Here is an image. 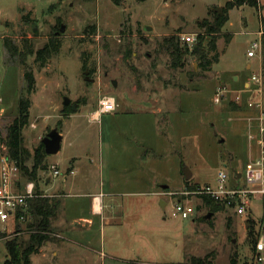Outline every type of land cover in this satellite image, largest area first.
<instances>
[{"label": "rangeland", "instance_id": "1", "mask_svg": "<svg viewBox=\"0 0 264 264\" xmlns=\"http://www.w3.org/2000/svg\"><path fill=\"white\" fill-rule=\"evenodd\" d=\"M227 2L0 0V157L7 155V128L18 116L20 99L28 97L31 108L24 147L33 154L55 128L63 136L59 154L46 160L58 165L60 176L48 187L42 183L48 193L55 191L53 185L66 192L62 216L94 218L92 202L98 195L105 215L112 217L103 238L98 224L94 233L86 232L84 237L66 231L69 241L48 243L31 257L32 264H191L193 258L206 257L213 264H233V259L247 264L251 259V233H257L264 215L259 196L247 217L225 209L207 219L211 211L203 199H187L182 193L190 190L189 185H215L220 170L231 174L244 169L249 160L245 101L250 94L243 93L242 82L235 85L238 79L233 81L232 74L241 73L242 80H248L252 73L247 65L257 74L263 70L259 51L253 59L247 55L259 40L262 14L251 7L233 13L226 28L233 39L225 51V37L218 40L221 59L210 72H204L191 55L176 68L164 49L166 38L205 35L200 25L212 21L211 12L221 9L215 6ZM62 26L65 31L60 33ZM7 38L20 50L28 41L34 54L57 38L59 52L44 68L35 55L28 56L26 69L6 51ZM26 70L36 79L31 95L24 80ZM86 71L93 82L85 81ZM224 86L231 93L215 104L216 91ZM238 93L244 101L242 106L236 104L235 111L233 98ZM105 96L115 99L117 110L94 119ZM66 97L71 99L68 107L63 105ZM155 98L169 102V111L158 115L161 134L151 115L158 106ZM75 104L77 112L71 109ZM187 169L192 173L188 185ZM47 174L42 173L43 180ZM180 201L193 210L190 218L172 217ZM141 209L149 210L148 219L161 222L151 223L148 232L138 237V221L144 218ZM246 220L252 225L249 231ZM29 224L28 219L16 223L14 217L5 223L0 220V264L7 259L6 240H29ZM75 226L86 231L84 221ZM62 245L63 250L54 255Z\"/></svg>", "mask_w": 264, "mask_h": 264}, {"label": "trees", "instance_id": "2", "mask_svg": "<svg viewBox=\"0 0 264 264\" xmlns=\"http://www.w3.org/2000/svg\"><path fill=\"white\" fill-rule=\"evenodd\" d=\"M244 6L255 8L257 12H260L259 0H231L227 2L223 8L222 14L213 13L212 21H204V23L200 25V27L205 30V35H198L197 41L193 47L183 44L180 38L176 36L164 39V49L171 57L172 65L176 68L182 67L184 64V58L191 55L197 58L199 61V67L204 72H210L212 67L219 63L220 60L217 43L218 40L224 36L222 28L229 20V12ZM225 39L227 44L231 41V37L229 35H225ZM56 41L57 38L51 39L42 49L38 50L36 54H34L31 50L28 41H24L22 50H20V48L8 38L4 39V44L6 51L11 58H19L21 64L28 69L25 60L28 56L33 55H35V61L39 64L40 68H44L52 56L59 52L60 45L58 44V41L57 43ZM24 80L27 84V93L31 95L36 88V79L33 72L26 70ZM233 107L235 111L239 108L234 102ZM30 108V99L23 96L20 99L18 116L7 128L5 145L8 150L7 156L19 167L22 179L24 181L35 182L38 197L28 200L26 213L19 211L17 215L16 223L19 222V217L22 215L26 216L27 219L30 220L29 229L32 233L30 234L29 240L25 242H19L16 239L6 240L8 255L4 264H32L31 257L38 254L40 250L54 238L52 235L53 231L51 225L57 216L60 206L58 199L45 197V194L40 191L39 186L42 181V173H47L50 166L46 162L48 155L45 152L43 143H41L33 154H31L30 151L24 147L23 131L29 124ZM30 160L31 164H29ZM189 183V181L186 182V185ZM195 187L196 186H188L190 190H194ZM203 201L214 215L227 209L225 203L217 202L212 198L203 197ZM251 237L253 242L252 244H254L256 242L257 233L254 234V231H252ZM236 262V259L232 260L233 264H236ZM191 264L213 263L212 261H209L208 257H206L204 259L193 258L191 260Z\"/></svg>", "mask_w": 264, "mask_h": 264}, {"label": "built area", "instance_id": "3", "mask_svg": "<svg viewBox=\"0 0 264 264\" xmlns=\"http://www.w3.org/2000/svg\"><path fill=\"white\" fill-rule=\"evenodd\" d=\"M197 35H182L183 44L193 47L197 41ZM262 50V44L255 41L248 52L249 58H254L257 51ZM249 93L245 101V107L249 113L248 141L250 143L249 160L244 169H234L231 174L222 169L217 174L215 185H197L194 190H186L182 196L209 197L217 202L225 203L227 209L234 211L235 215L247 217L252 201L259 196L262 199L264 209V76L263 73H253L248 87L243 93ZM231 91L226 87H219L214 98L215 104H221ZM242 93L233 98V102L242 106ZM117 102L113 97H103L99 100V110L94 114L98 119L101 114L113 113L117 110ZM1 185H0V220L7 222L11 217L17 221L18 212L26 213L28 200L35 199L37 187L35 182L24 181L19 167L7 155L2 156ZM54 177L60 176V170L56 165H50L48 173ZM240 176V178H238ZM23 184V191L14 190V185ZM47 197L46 195H44ZM192 209L187 208L182 201L174 206L172 217L188 219L192 216ZM264 213V211H263ZM26 216L19 217V221H25ZM246 222H249L246 220ZM245 224V223H244ZM256 242L252 246V257L247 264H264V215L259 222Z\"/></svg>", "mask_w": 264, "mask_h": 264}, {"label": "crops", "instance_id": "4", "mask_svg": "<svg viewBox=\"0 0 264 264\" xmlns=\"http://www.w3.org/2000/svg\"><path fill=\"white\" fill-rule=\"evenodd\" d=\"M229 1H231V0H228V2ZM225 5L220 4L219 6H215V7H221V9L223 11V8H224ZM259 6H260V9H259L260 12H258V13L260 15L262 14L261 15V17H262L261 19L262 20L260 22V29H259V31H257L256 34L259 36V40L258 41L261 42V44H262V50L259 51V53H260L261 67L263 68V49H264V16H263V14H264V0H259ZM247 7L248 6H244V7H241L239 9L231 10L229 12V20L224 25V27L222 28V33L224 35L223 39H224L225 35H229L231 37V41H232L233 35L231 33H229L228 30H226L227 25L231 22V16L233 15V13L235 11L245 12L244 10ZM213 13H215V12H211V14H213ZM242 33L245 34V35H251V32H247L246 30H243ZM231 41L228 44H226V47L224 48V51L230 45ZM225 42H226V39H225ZM219 45L220 44L217 43L218 51H219ZM248 52H249V50H248ZM220 59H221V57H220ZM250 59H253V58H250ZM213 70H214V68H213ZM247 70L251 71L252 74L256 73V72L253 71L252 65H247ZM261 73H263V70H261ZM242 78H244V75H241V73H240V75L238 73H233L232 74L233 81L235 79H238V81L235 83V85H239L240 82H242L241 86H243L244 89H245V88L248 87V84L251 81V79H250V76H248V80L247 79L246 80H242ZM154 100H155L154 102L158 106H156V108L152 109L151 115L155 117L156 130L158 131L159 134H161L160 133L161 126H160V121L158 120V115L163 113V112H166V111L168 112L169 111V106H168L169 102L167 100L160 101L158 98H155ZM1 160H2V156L0 157V162H1ZM1 166H2V163L0 164V185H1V168H2ZM56 166L58 167V165H56ZM58 169H59V167H58ZM70 172H71V174H74L75 173L74 168L71 167ZM50 175H52V178H51ZM57 178L58 177H54V175L51 172H49V174L46 175L45 180L42 179V181L40 183V186H39L40 187V191L43 192L48 198H56V199L60 198L61 199V200H59L60 206H59V210H58L57 216L55 217V219L52 222V227H53L52 235L54 236V238L49 243H55L57 241H60L59 243H65V241H69L67 236H66V231H70L73 237H75V236L84 237L86 232H87V234H92V233H94V230H95L94 228L97 226V224H98V228L100 229V236H101V238H103L105 236V226L112 224V217L105 215V212H104V209H103V201L100 199V197L98 195L93 197L91 214L93 215L94 218L81 217V218L75 219L73 216H70L69 218H66L67 216H64V215L62 216V209H61L62 208V202H63L62 200L64 199V197L67 196L66 192L64 190H62L61 188L53 185L54 187L52 186V188H54L55 191H53V193H48L42 187V185H43L42 183H45V185L47 186L48 184H51L52 179H57ZM161 188L163 190H167L169 187L167 189H165V188H163V186H161ZM50 189H51V187H50ZM14 190L15 191L16 190L23 191V184L22 185L21 184L14 185ZM139 194H143V193H139ZM152 195L159 196L157 192H153ZM163 207L165 209V207H166L165 203H163ZM140 213H141V217L144 216V218H140V220L138 221V226H137V229H136V231L138 233V237H142V235L144 236V234L148 232L147 229H148V226H150L151 223L154 225V224H156L158 222H161V220H159L158 218H156L155 220H152V218L148 219L149 210H147V209H141ZM154 214H155V212L153 213V215ZM97 217H100V221H98V223H97V220H98ZM77 221H84L85 226L83 228L86 231H82L81 229H78L75 226ZM70 242L71 243H78V242H76L75 240H72V239H70ZM63 248H64L63 245L61 247H58L57 249H55L53 254L58 256L59 255L58 253H60V251H62ZM41 250H40V252H41ZM40 252L38 254H40Z\"/></svg>", "mask_w": 264, "mask_h": 264}, {"label": "water", "instance_id": "5", "mask_svg": "<svg viewBox=\"0 0 264 264\" xmlns=\"http://www.w3.org/2000/svg\"><path fill=\"white\" fill-rule=\"evenodd\" d=\"M215 13H217V14H222L223 13V11H222V9H216L215 11H214ZM65 31V27L64 26H62V28H61V30H60V33H63ZM85 75L87 76L86 78H85V81H87V82H93L94 80H92V79H90L89 77H88V75H89V72H85ZM116 84V83H115ZM63 105L64 106H66V107H68V106H70L71 105V99L70 98H68V97H66L65 99H64V102H63ZM71 108H72V110L74 111V112H77V110H78V105L77 104H75V105H72L71 106ZM62 140H63V137H62V135H61V133H60V130H59V128H55V129H53L43 140H42V143H43V145H44V147H45V152H46V154L48 155V156H52V155H57V154H59V152L61 151V148H62ZM184 174H185V180L188 182V181H190L191 179H192V173L187 169V170H185V172H184ZM238 178H240V176H238ZM163 188H165V189H167L168 187L167 186H163ZM164 208V207H163ZM213 214L211 213V214H209L206 218L207 219H210L211 218V216H212Z\"/></svg>", "mask_w": 264, "mask_h": 264}, {"label": "flooded vegetation", "instance_id": "6", "mask_svg": "<svg viewBox=\"0 0 264 264\" xmlns=\"http://www.w3.org/2000/svg\"><path fill=\"white\" fill-rule=\"evenodd\" d=\"M260 224L257 225V227H259ZM252 228V225L249 224V222H245V230L249 231Z\"/></svg>", "mask_w": 264, "mask_h": 264}]
</instances>
